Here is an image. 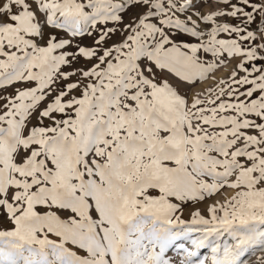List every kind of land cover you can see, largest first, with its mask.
Returning <instances> with one entry per match:
<instances>
[{
  "label": "snow or ice",
  "instance_id": "obj_1",
  "mask_svg": "<svg viewBox=\"0 0 264 264\" xmlns=\"http://www.w3.org/2000/svg\"><path fill=\"white\" fill-rule=\"evenodd\" d=\"M0 264H264V0H0Z\"/></svg>",
  "mask_w": 264,
  "mask_h": 264
},
{
  "label": "rangeland",
  "instance_id": "obj_2",
  "mask_svg": "<svg viewBox=\"0 0 264 264\" xmlns=\"http://www.w3.org/2000/svg\"><path fill=\"white\" fill-rule=\"evenodd\" d=\"M207 10V9H206ZM252 259H255V257H253Z\"/></svg>",
  "mask_w": 264,
  "mask_h": 264
}]
</instances>
